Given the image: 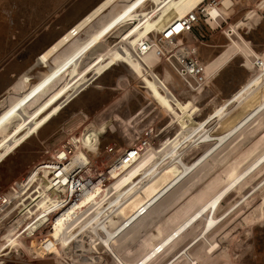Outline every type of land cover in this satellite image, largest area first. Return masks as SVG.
Listing matches in <instances>:
<instances>
[{
  "label": "rangeland",
  "instance_id": "rangeland-1",
  "mask_svg": "<svg viewBox=\"0 0 264 264\" xmlns=\"http://www.w3.org/2000/svg\"><path fill=\"white\" fill-rule=\"evenodd\" d=\"M100 1L0 0V264H264V0L191 37L204 87L111 26L131 0L39 60Z\"/></svg>",
  "mask_w": 264,
  "mask_h": 264
},
{
  "label": "built area",
  "instance_id": "built-area-1",
  "mask_svg": "<svg viewBox=\"0 0 264 264\" xmlns=\"http://www.w3.org/2000/svg\"><path fill=\"white\" fill-rule=\"evenodd\" d=\"M239 1L237 0V4ZM235 3L236 0H229L227 5L224 4V0H203L185 16L167 25L163 30L148 33L154 37L145 38L140 47L144 52L154 50L156 56L167 58L184 79L204 87L208 81L207 66L203 59H200L198 46L195 41H191V37L194 36L198 41V38L204 37L207 31L221 27L222 23L227 21V11L233 10ZM92 170L97 171L96 168ZM85 172H81L78 176ZM78 193L79 191H75L73 197H76ZM71 201L72 198L62 206ZM37 253L32 252V257L40 258Z\"/></svg>",
  "mask_w": 264,
  "mask_h": 264
},
{
  "label": "crops",
  "instance_id": "crops-1",
  "mask_svg": "<svg viewBox=\"0 0 264 264\" xmlns=\"http://www.w3.org/2000/svg\"><path fill=\"white\" fill-rule=\"evenodd\" d=\"M102 1L103 0H101L97 4H100ZM119 1L122 0H116V2L112 3V5ZM183 1L184 0H131L129 4L125 6L124 10L113 19L111 26L113 27L115 25H122L125 21L131 20L133 16H137L139 22L142 24L139 29L158 32L176 17V9ZM97 4L93 8H95ZM65 235L67 236V238L65 237ZM54 236L56 241L61 242H66V240L73 238L75 240L74 252L76 254H83L89 251L92 252V250H109L107 246L108 242L105 236H101L99 233L94 232V234L87 235L82 234V232L80 231H60L54 232ZM30 238L32 237H27L26 239L29 240ZM30 241L32 240H29V242ZM32 242V252H38L37 254L40 255V258H42V256L46 257V255L49 254L57 256L56 252L44 250L43 247L37 246V244H35L36 242ZM92 261H95L94 257H90L84 254L81 257L82 263H89Z\"/></svg>",
  "mask_w": 264,
  "mask_h": 264
},
{
  "label": "bare ground",
  "instance_id": "bare-ground-1",
  "mask_svg": "<svg viewBox=\"0 0 264 264\" xmlns=\"http://www.w3.org/2000/svg\"><path fill=\"white\" fill-rule=\"evenodd\" d=\"M203 0H184L176 9V17L169 22L167 25L176 22V20L180 17L185 16L188 12L193 10L200 2ZM249 2L250 0H244L243 3ZM116 2V0H103L100 4H97L95 8H93L90 12L80 18L74 25H72L65 33H63L58 39H56L49 47H47L42 52V57L39 58L40 61H48L55 53H57L63 46L67 43L71 42L77 35H79L87 26H89L92 22H94L101 14H103L107 8H109L112 3ZM229 0H224V4H228ZM245 5V4H244ZM227 13H229L227 11ZM166 25V26H167ZM165 26V27H166ZM164 27V28H165ZM163 28V29H164ZM162 29V30H163ZM161 31V30H160ZM149 35H146L138 42V50L142 53V49L140 47L141 43L147 38ZM143 55H146L142 53ZM209 75H212V72L207 68ZM107 156L109 154H106Z\"/></svg>",
  "mask_w": 264,
  "mask_h": 264
}]
</instances>
